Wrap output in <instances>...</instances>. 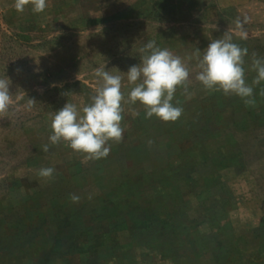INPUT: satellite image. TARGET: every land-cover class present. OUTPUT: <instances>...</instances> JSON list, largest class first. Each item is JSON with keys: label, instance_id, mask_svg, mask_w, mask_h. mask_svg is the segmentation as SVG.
<instances>
[{"label": "rangeland", "instance_id": "1", "mask_svg": "<svg viewBox=\"0 0 264 264\" xmlns=\"http://www.w3.org/2000/svg\"><path fill=\"white\" fill-rule=\"evenodd\" d=\"M225 36L247 49L251 105L196 79L198 49ZM150 40L189 69L175 122L127 101L119 71L139 64ZM256 59L264 0H46L40 13L0 0V79L11 92L0 112V264H40L46 248L49 264H264ZM97 68L121 75L125 97L122 138L98 160L48 139L54 111L90 103Z\"/></svg>", "mask_w": 264, "mask_h": 264}, {"label": "clouds", "instance_id": "2", "mask_svg": "<svg viewBox=\"0 0 264 264\" xmlns=\"http://www.w3.org/2000/svg\"><path fill=\"white\" fill-rule=\"evenodd\" d=\"M29 2L35 13L46 8V0H15V9L22 12ZM140 53L139 64L129 67L126 73L117 69L127 76L131 86L127 101L142 105L146 119L156 117L162 122L177 121L183 109L173 100L178 88L187 92L189 69L180 57L168 49L159 48L154 40L148 41ZM246 55L247 49L233 43L230 36L210 41L205 49H198L197 81L206 90L234 94L245 104H253V88L246 83L243 67ZM254 67L257 71L254 83L258 84L264 81V60L256 59ZM95 76L99 78L100 86L90 98V103L79 108L67 102L54 111L52 134L48 139L52 145L64 143L73 151L85 154L86 158L98 160L108 156L110 141L118 142L122 138V102L125 97L121 91V75H113L106 68H97ZM9 80L0 79V112L6 111L11 103ZM43 151H48V145L43 146ZM53 172V168H41L39 176L49 178ZM72 199L75 202L79 197L73 196Z\"/></svg>", "mask_w": 264, "mask_h": 264}, {"label": "crops", "instance_id": "3", "mask_svg": "<svg viewBox=\"0 0 264 264\" xmlns=\"http://www.w3.org/2000/svg\"><path fill=\"white\" fill-rule=\"evenodd\" d=\"M9 235H12L11 233H9ZM14 236H15V234H13ZM36 240V239H35ZM34 242V239L32 240H30V242ZM28 243H29V241H28ZM45 251H44V255H42L41 253H40V261H42L40 264H49V256H48V254H47V252H46V250H47V248L46 249H44ZM123 263V262H122Z\"/></svg>", "mask_w": 264, "mask_h": 264}]
</instances>
